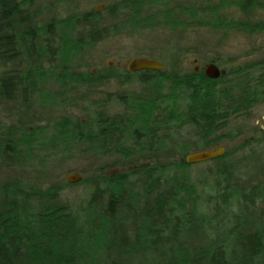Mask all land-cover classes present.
I'll use <instances>...</instances> for the list:
<instances>
[{
	"label": "trees",
	"instance_id": "1",
	"mask_svg": "<svg viewBox=\"0 0 264 264\" xmlns=\"http://www.w3.org/2000/svg\"><path fill=\"white\" fill-rule=\"evenodd\" d=\"M210 1L123 0L105 12L54 16L41 23L36 20L39 14L50 13L46 0H0V70H4L0 104L25 107L36 97L46 99L45 85L50 83L64 92V98L113 83L123 87L139 82L147 87L139 95L118 97L122 113L108 112V99L96 103L87 132L86 126L71 132L65 124L53 136L48 130L0 129V169L15 172L0 183V264H101L109 258L123 264V259L141 256L138 251L143 250L165 256L159 264H264V232L248 230L246 215L229 211L237 198L249 208L257 206V190L240 189L231 181L237 163L264 151V130L254 131L235 148L225 146L246 135L244 130L232 132L233 124L250 120L264 103V61L225 67L217 80L202 72L169 69L137 73L106 69L92 75L79 72L76 65L107 38L128 28H154L160 19L166 28L214 25L223 33L264 31V22L255 28L237 18L230 20L220 15L222 6H211ZM231 1L240 14L261 6V0ZM157 8L160 14H154ZM185 124L196 129L194 150L181 141ZM170 143L180 150L171 152ZM75 144L85 147L86 154L111 158L113 166L100 168L80 183L44 191L24 179L34 162L43 169L52 159L72 152ZM221 147L225 154L207 162L212 166L205 178L206 184L213 180L214 189H223L207 200L211 214L206 215L201 197L208 186L190 181L182 172L201 165L187 164L190 154ZM242 152L249 155L236 161ZM166 153L181 158L162 163ZM74 186L86 190L83 207L76 210L61 201L63 190ZM230 222L232 229L215 234ZM197 233L198 245L188 247L186 240L181 241ZM178 250L181 258L176 256Z\"/></svg>",
	"mask_w": 264,
	"mask_h": 264
},
{
	"label": "rangeland",
	"instance_id": "2",
	"mask_svg": "<svg viewBox=\"0 0 264 264\" xmlns=\"http://www.w3.org/2000/svg\"><path fill=\"white\" fill-rule=\"evenodd\" d=\"M52 1L46 0L47 4H51L53 10L50 7V13L48 10H45L39 14L36 19L38 22L45 23L54 16L56 18H64L72 13L105 12L108 6H112L123 0ZM186 2L203 3L204 0H186ZM209 4L211 6H222L219 12L221 16H226L230 20L234 18L240 19L247 26L251 25L255 27L256 24L264 22V0H261L259 8L248 14L238 13V10L232 5L231 0H211ZM176 6L177 3L171 5L172 8ZM160 13L158 8L154 11V14ZM148 14L149 12H147ZM159 23V26L146 30L128 28L123 34L100 42L76 63L79 72L96 75L101 74L106 69L125 70L127 69L128 62L134 59L155 60L164 64L165 70L169 69L172 72L182 74L192 73L197 69L199 70L198 72L205 74L206 69L210 65H216L223 71L225 67L248 66L264 61V31L257 30L256 27L254 31L245 29L223 33L214 25L181 29L175 26L162 27L161 19ZM3 72L4 70H0V75ZM45 88V96L48 97L46 99L36 97L29 106L24 107L16 103L8 105L0 104V129H26L29 132H38L40 130L45 132L48 130L53 136L55 132L58 133L59 126L65 124L66 126L70 125L71 132L75 130L76 126L78 128L86 126L87 128L84 130L87 132V129L93 123L96 103L107 102L108 99L110 101H108L109 104L106 107L107 111L110 113H122L124 106L118 97L120 95H125V97L133 94L139 95L147 87H144L139 82L123 87L113 83L104 88L94 87L92 90H81L73 96L65 98L63 96L64 92L60 91L55 84H47ZM59 95L60 97L58 98ZM109 95L113 97L109 98ZM258 129L264 130V103L255 109L253 117L250 120L233 124L230 129L232 132L244 130L246 135L235 141L227 142L226 148L229 150L241 145L246 140L252 138L251 136L254 134V131ZM180 131L181 141L186 142L190 150H194L195 146L191 142L197 139L196 129L192 125L185 124L181 127ZM42 138L46 140V137ZM84 149L85 147L75 144L70 149L72 152L52 159L45 164L43 169H41L40 164L36 161L33 163V167L28 170L24 179L34 189L44 191L63 187L66 184L67 177L73 174L77 173L84 178H90L95 176L100 168H111L113 166L114 161L111 158H98L97 156L84 153ZM168 149L172 150L171 152L180 150L179 147L173 144ZM162 155L161 161L165 164H169L176 158L173 153ZM248 155V153H239L235 156V160L239 161V159L246 158ZM36 157H41V155L36 154ZM180 158L181 154H177L176 159L180 160ZM253 158L248 159L244 163H237V174L231 182L237 184L240 189L245 188L247 191L252 189L257 190L259 194L257 206L256 208H249V204L247 205L244 201L237 198L231 204L229 211H231V214L239 216L246 215L247 226H249L248 230L264 232V151H258ZM211 166L212 164L210 163H203L182 172L183 175L190 177V181L208 186L204 190V195L202 191L201 197L204 209L203 213L206 215L211 214L210 204H208L211 201L207 202V200L218 195L223 189H214V185L211 186L212 179L206 184L205 173ZM14 174L13 170L7 171L2 167L0 169V183L5 182L9 176H13ZM85 191V186L67 188L61 193V201L64 205L68 204L72 209H79L83 207ZM133 218H136L134 213ZM233 226L232 222L226 223V226H220L221 229L214 232L215 234L224 235V230H230ZM205 231L207 235L210 234L208 228ZM181 241L189 245L188 247L198 245V233L191 236L187 235ZM191 250L192 248L189 249V253H192ZM138 252L141 256L123 259V262L128 264H159L163 262L161 258H165V256L159 257L152 251L144 252L143 250V252ZM178 252L179 250L176 251V256L181 258ZM166 257L171 258L170 255ZM112 260L109 258L100 263L114 264Z\"/></svg>",
	"mask_w": 264,
	"mask_h": 264
},
{
	"label": "water",
	"instance_id": "3",
	"mask_svg": "<svg viewBox=\"0 0 264 264\" xmlns=\"http://www.w3.org/2000/svg\"><path fill=\"white\" fill-rule=\"evenodd\" d=\"M127 69L131 73L143 72V71H152V72H162L165 70V65L149 59H134L128 62ZM199 70L197 69L196 72ZM223 72L216 66L210 65L206 71L205 76L211 80H217L221 77ZM225 148L221 147L217 150H208L201 151L197 153L190 154L187 156L185 162L189 165H197L210 162L215 160L225 154ZM83 180V176L80 174H73L72 176L67 177L66 183L73 185L80 183Z\"/></svg>",
	"mask_w": 264,
	"mask_h": 264
}]
</instances>
